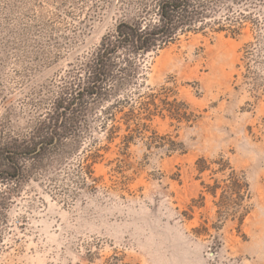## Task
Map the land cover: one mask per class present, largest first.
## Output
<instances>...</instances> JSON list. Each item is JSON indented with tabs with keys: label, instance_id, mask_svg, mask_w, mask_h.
<instances>
[{
	"label": "rangeland",
	"instance_id": "374dc122",
	"mask_svg": "<svg viewBox=\"0 0 264 264\" xmlns=\"http://www.w3.org/2000/svg\"><path fill=\"white\" fill-rule=\"evenodd\" d=\"M63 1L0 0V115L11 132L28 131L65 69L120 16V0ZM255 33L205 29L148 53L142 89L163 91L159 107L184 102L186 119L163 110L128 147L94 133L95 188L75 182L78 153L0 185V264H264V96L235 88ZM198 157L214 169L221 158L246 183L240 225L217 211L221 188L214 197L201 184L223 185L227 173L198 174Z\"/></svg>",
	"mask_w": 264,
	"mask_h": 264
},
{
	"label": "trees",
	"instance_id": "16d2710c",
	"mask_svg": "<svg viewBox=\"0 0 264 264\" xmlns=\"http://www.w3.org/2000/svg\"><path fill=\"white\" fill-rule=\"evenodd\" d=\"M258 1L120 0V16L113 27L65 69L26 133L9 131L4 114L0 115V185L7 187L12 180L18 183L39 176L48 166H60L78 153L83 156L74 168L75 182L78 187L95 188L98 178L93 176L92 164L100 154L94 133H103L108 143L120 137L119 143L128 147L135 134L141 136L147 130L146 121L163 110L177 121L186 119L184 102L159 98V107L155 99L163 91L142 89L146 55L173 43L180 35L208 29L236 37L249 24L256 33L253 41L244 43V70L235 88L244 86L255 100L264 96V21L256 9ZM122 129L125 133L120 135ZM85 141L93 147L88 153L80 150ZM217 163L214 169L207 159L198 157L195 170L198 174L227 173L223 185L201 184L214 197L221 188L217 211L224 207L240 225L249 211L242 207L247 185L221 158ZM87 180L91 182L87 184ZM200 199L204 195L200 194Z\"/></svg>",
	"mask_w": 264,
	"mask_h": 264
}]
</instances>
